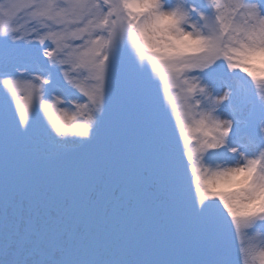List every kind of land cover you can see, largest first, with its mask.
Here are the masks:
<instances>
[{
    "label": "snow or ice",
    "instance_id": "6c2138e0",
    "mask_svg": "<svg viewBox=\"0 0 264 264\" xmlns=\"http://www.w3.org/2000/svg\"><path fill=\"white\" fill-rule=\"evenodd\" d=\"M0 264H264V0H0Z\"/></svg>",
    "mask_w": 264,
    "mask_h": 264
}]
</instances>
